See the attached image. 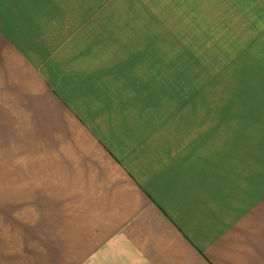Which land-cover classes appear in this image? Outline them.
I'll list each match as a JSON object with an SVG mask.
<instances>
[{"label": "crops", "instance_id": "obj_1", "mask_svg": "<svg viewBox=\"0 0 264 264\" xmlns=\"http://www.w3.org/2000/svg\"><path fill=\"white\" fill-rule=\"evenodd\" d=\"M162 7L264 15L0 0V264H264V88L248 119L178 97Z\"/></svg>", "mask_w": 264, "mask_h": 264}, {"label": "rangeland", "instance_id": "obj_2", "mask_svg": "<svg viewBox=\"0 0 264 264\" xmlns=\"http://www.w3.org/2000/svg\"><path fill=\"white\" fill-rule=\"evenodd\" d=\"M160 10L165 12L155 16L160 30L145 31V38L160 39L155 53L161 55L162 67L169 66L171 75H176L171 82L175 81L178 97L180 93L184 97V88H191L194 103L223 104L224 118L248 119L252 100L263 97L264 15L194 16L186 8ZM217 10L221 9L209 8ZM165 55L175 56V63L165 64ZM200 88L206 90L198 95Z\"/></svg>", "mask_w": 264, "mask_h": 264}]
</instances>
